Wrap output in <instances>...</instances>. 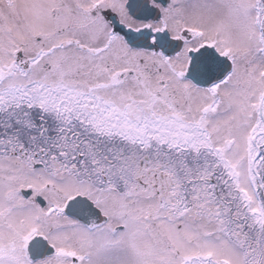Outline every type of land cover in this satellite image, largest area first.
<instances>
[{
	"label": "snow or ice",
	"instance_id": "snow-or-ice-1",
	"mask_svg": "<svg viewBox=\"0 0 264 264\" xmlns=\"http://www.w3.org/2000/svg\"><path fill=\"white\" fill-rule=\"evenodd\" d=\"M0 264H264V0H0Z\"/></svg>",
	"mask_w": 264,
	"mask_h": 264
}]
</instances>
